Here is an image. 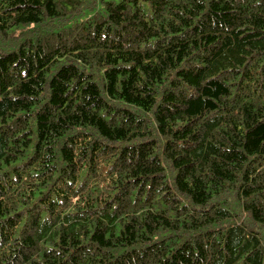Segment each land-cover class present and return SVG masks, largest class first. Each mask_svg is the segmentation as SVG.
<instances>
[{
	"label": "trees",
	"instance_id": "1",
	"mask_svg": "<svg viewBox=\"0 0 264 264\" xmlns=\"http://www.w3.org/2000/svg\"><path fill=\"white\" fill-rule=\"evenodd\" d=\"M0 264H264V0H0Z\"/></svg>",
	"mask_w": 264,
	"mask_h": 264
}]
</instances>
